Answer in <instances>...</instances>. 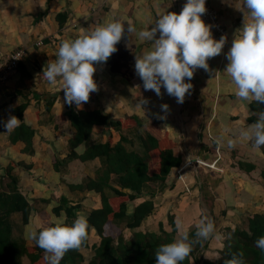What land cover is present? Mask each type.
<instances>
[{"label":"crops","instance_id":"obj_1","mask_svg":"<svg viewBox=\"0 0 264 264\" xmlns=\"http://www.w3.org/2000/svg\"><path fill=\"white\" fill-rule=\"evenodd\" d=\"M184 4V0H0V62L19 49L26 52L17 73L9 81L0 83V181L7 182L6 170L12 162L31 167L28 170L20 166L13 174L19 180L21 193L33 206L29 224L37 231L41 227L40 217L51 223L59 217L53 213V209L61 205L62 198L68 199L71 204H81L78 213L86 217L101 207L99 194L70 189L71 185L94 178L100 167L99 160L88 163L70 161L59 164V170L55 169L57 160L68 158V143L75 129L68 119L63 120L68 104L64 102L62 85L58 82L50 86L38 74L42 75L49 60L56 59L62 41L74 40L92 26L112 21L125 25V35L116 45L117 52L106 63L94 64L98 91L93 92L95 98L79 110L86 107L91 110L103 109L113 118L138 116L142 127L120 132L96 125L89 143L78 149L79 154H83L92 144L107 143L110 137L117 143L122 135L131 142L126 144L128 149L144 153L141 138L150 133L157 138L169 135L177 143L175 152L183 158V166L192 159L212 163L218 158V153L221 157L217 163L218 171L202 166H198L197 171L192 167L186 168L180 179L178 172L182 166L173 172L166 184H156L163 185L161 193L146 187L148 196L133 203L130 213L135 206L151 199L156 209L140 228L124 230L125 239L129 240L135 231L160 234L161 224L166 232L171 233V216L174 221L180 217L185 231L190 233L203 216H208L223 238H210L207 248L197 258L216 263L221 258L224 242L229 238L227 229H243L248 217L264 214V196H261L264 187L261 174L264 170V146L256 150L252 141L238 142L234 149H229L226 143L225 146L216 144L220 135L223 134L225 140L237 138L242 129L253 124L248 121L252 115L249 108L252 102H241L236 98V86L224 72L229 63L226 54L232 46L236 30L242 28L244 0H211L227 32V42L221 55L209 59L210 71L197 69L191 81L185 80L193 88L186 94L183 104H178L163 88L162 98L153 91H145L143 81L135 72L136 55L150 50L151 43L139 42L135 34L130 38L128 25L137 30L151 28L159 15L166 12L179 14ZM63 12L68 17L65 25L60 27L56 18ZM211 31L214 39H221L218 33ZM55 96L57 100L47 111ZM143 100L146 101L144 105L141 103ZM23 104L27 105L24 122L36 130L33 155L23 153L25 143L11 142L12 132L4 134L2 122L10 115L15 116L12 109ZM164 104L169 106L167 113L161 110ZM21 123L20 120L19 125ZM225 128L230 131L225 133ZM136 133H139L138 140L135 139ZM239 161L253 163L257 168L248 174L239 168ZM171 184L174 187L168 188ZM107 194L113 196L111 190H107ZM208 207H211V212ZM18 215L15 213L11 216L13 238L33 247L34 241L25 238L28 225H23L22 215ZM65 219L68 225L75 220L68 219L66 214ZM116 224H109L107 231L117 239V230L122 233L126 222ZM178 238L176 234L175 239ZM99 242L96 230L92 229L89 248L83 250L85 264L92 261L95 255L93 246Z\"/></svg>","mask_w":264,"mask_h":264},{"label":"clouds","instance_id":"obj_2","mask_svg":"<svg viewBox=\"0 0 264 264\" xmlns=\"http://www.w3.org/2000/svg\"><path fill=\"white\" fill-rule=\"evenodd\" d=\"M206 0H187L179 14L166 12L156 19L151 28L137 30L131 25L127 33L135 34L139 42H150L151 49L136 55L135 72L143 81L145 91H153L163 96L161 89L183 104L186 94L193 88L191 81L197 69L210 71L208 61L222 54L227 37L216 40L212 36L211 25L205 24ZM244 20L237 29L232 46L226 54L229 63L224 71L236 86V98L241 102L264 104V0H244ZM125 25L119 21L95 25L82 36L60 43L56 59L49 60L42 70V77L50 86L59 82L64 92V102L75 104L77 109L89 102L90 95L98 91L94 80V64L104 62L117 52L116 45L125 35ZM159 34V38H157ZM142 105L146 101H141ZM161 110L168 112L167 104ZM256 122L242 129L237 138L222 134L216 139L218 146L234 149L238 142L252 141L253 148L264 146V111L255 113ZM164 118V117H158ZM4 134H10L20 120L10 115L3 121ZM225 128L224 132H229ZM191 159V158H190ZM175 229L178 239L160 245L155 251L156 264H182L195 244L203 245L210 238L222 239L216 231L214 221L203 216L196 224L194 237L190 239L180 217H176ZM89 222L86 216L76 213L71 225L66 223L65 214L54 221V226L37 231L31 224L26 227L25 238L34 241L44 251L47 264H60L70 250H81L88 240ZM256 247L264 253V236L259 237ZM244 253L239 252L224 264H245Z\"/></svg>","mask_w":264,"mask_h":264},{"label":"trees","instance_id":"obj_3","mask_svg":"<svg viewBox=\"0 0 264 264\" xmlns=\"http://www.w3.org/2000/svg\"><path fill=\"white\" fill-rule=\"evenodd\" d=\"M50 1V0H49ZM66 12L57 15V22L63 27L67 21ZM94 94L90 99H94ZM57 96L52 97L51 104L47 107L50 111ZM87 104V103H85ZM252 112L248 121L256 122L255 113L264 111V104L252 102L249 105ZM27 105L12 109L13 113L22 123L10 134L13 144L25 143L23 153L34 154V138L36 130L24 122V112ZM68 119L75 129V132L68 143L69 156L63 161L55 164L59 170V164L70 161L88 163L99 160L100 167L95 172L94 178H88L82 184L71 185L73 191L95 192L101 197V207L95 209L87 217L90 228L88 240L81 250L68 251L60 264H85L83 250L89 248V237L94 229L100 238L99 244L93 246L95 255L89 264H156L155 251L160 245L169 244L176 239L174 218L170 217L173 228L171 233L166 232L161 224V233L135 231L129 240L125 239L124 230H135L141 227L146 218L153 215L156 207L154 201L146 200L135 206L130 213L133 203L147 197L146 187L155 186L157 183L166 184L169 177L175 170L183 166V158L175 152L177 143L169 135L157 138L152 134L142 136L141 142L145 149L140 153L135 149H128L126 144L130 140L122 135L121 140L114 143L110 137L107 143H96L88 146L83 154L78 149L89 143L93 128L96 125L107 126L110 129L123 131L142 127L138 116L125 118H113L103 109L91 110L88 107L83 110L77 109L75 104L67 107L63 120ZM264 155V150H263ZM22 163H11L6 170L5 182L0 181V264H23L27 257L31 264H47L44 259V251L36 244L28 247L24 241H15L13 238L12 214L22 215L23 225L30 223L33 213V206L30 201L21 193L19 180L14 176V171ZM238 166L244 172L251 174L256 170V165L246 161H239ZM26 167V166H25ZM30 170L31 167H26ZM264 177V170L262 171ZM171 184L168 188H173ZM107 190L113 192V196L107 194ZM211 212V207H208ZM81 204H71L66 198H62L61 205L53 209L56 216L63 211L68 219H76V213L80 212ZM41 227L54 226L44 218L40 217ZM126 222L125 228L116 239L107 231L109 224ZM116 226L120 228L117 224ZM38 229V231L40 230ZM196 229L189 233L190 239L194 237ZM229 238L225 241L224 249L221 251V258L213 263L206 259L199 260L197 257L207 248V241L203 245L195 244L189 258L182 264H224L225 260L231 259L239 252H243L245 264H264V253L256 247V240L264 236V214H254L245 221L243 229H227ZM117 242V244H116ZM35 243V242H34Z\"/></svg>","mask_w":264,"mask_h":264},{"label":"built area","instance_id":"obj_4","mask_svg":"<svg viewBox=\"0 0 264 264\" xmlns=\"http://www.w3.org/2000/svg\"><path fill=\"white\" fill-rule=\"evenodd\" d=\"M186 2H187V0H184V3H186ZM206 9H207L206 14H204L202 16V19L205 22V24L211 25V30L218 33V35H220V37L227 36L226 30L221 25L220 15L213 8V6L211 4V0H206ZM25 55H26L25 50L19 49L16 52H14L13 54H11L9 57H7L5 60L0 62V83L9 81L10 78L13 77L17 73L20 64L25 59ZM218 152H220V150H218ZM220 159H221L220 153H218V158L212 163L206 162V161H201V160H197V161H198V166L205 167V168L212 170V171H218L219 169L217 167V163L220 161ZM191 167H192V163H191V161H188L182 167V169L179 170V172H178L179 176L178 177L180 179H182L183 178V176H182L183 170L186 168H191Z\"/></svg>","mask_w":264,"mask_h":264},{"label":"rangeland","instance_id":"obj_5","mask_svg":"<svg viewBox=\"0 0 264 264\" xmlns=\"http://www.w3.org/2000/svg\"><path fill=\"white\" fill-rule=\"evenodd\" d=\"M138 137H139V133H136V135H135V139H137L138 140ZM144 149V148H143ZM152 188L154 189V190H156V192H158V193H161V191H162V189H164V187H163V185H155V186H152ZM262 192V195L261 196H264V187H263V190L261 191ZM19 217H21V214H19L18 215ZM246 221V220H245ZM21 226H22V224H21ZM16 228H17V226H16V224H15V226H14V230H15V232H16ZM215 228H217V227H215ZM237 229V228H236ZM238 229H240V228H238ZM242 229V228H241ZM118 231V233L117 234H115L117 237L121 234V232H120V230H117ZM226 233L228 234V232L226 231ZM17 234V233H16ZM15 234V235H16ZM227 240V239H226ZM224 245H225V242H224ZM24 264H31L30 263V260H28V258L27 257H25L24 258Z\"/></svg>","mask_w":264,"mask_h":264},{"label":"water","instance_id":"obj_6","mask_svg":"<svg viewBox=\"0 0 264 264\" xmlns=\"http://www.w3.org/2000/svg\"><path fill=\"white\" fill-rule=\"evenodd\" d=\"M191 163H192V168H194V170L197 171V167H198L197 159H192Z\"/></svg>","mask_w":264,"mask_h":264}]
</instances>
